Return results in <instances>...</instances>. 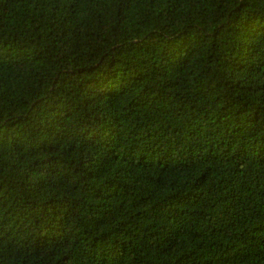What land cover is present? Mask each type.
Segmentation results:
<instances>
[{
    "label": "trees",
    "instance_id": "16d2710c",
    "mask_svg": "<svg viewBox=\"0 0 264 264\" xmlns=\"http://www.w3.org/2000/svg\"><path fill=\"white\" fill-rule=\"evenodd\" d=\"M0 264H264V0H0Z\"/></svg>",
    "mask_w": 264,
    "mask_h": 264
}]
</instances>
